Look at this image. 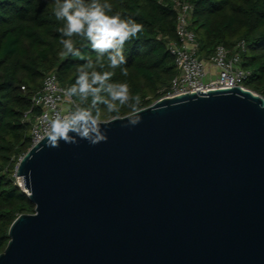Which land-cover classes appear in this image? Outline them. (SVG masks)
Masks as SVG:
<instances>
[{
  "label": "water",
  "instance_id": "water-1",
  "mask_svg": "<svg viewBox=\"0 0 264 264\" xmlns=\"http://www.w3.org/2000/svg\"><path fill=\"white\" fill-rule=\"evenodd\" d=\"M195 91L101 119L98 143H33L15 175L34 211L0 264H264V96Z\"/></svg>",
  "mask_w": 264,
  "mask_h": 264
},
{
  "label": "trees",
  "instance_id": "trees-1",
  "mask_svg": "<svg viewBox=\"0 0 264 264\" xmlns=\"http://www.w3.org/2000/svg\"><path fill=\"white\" fill-rule=\"evenodd\" d=\"M193 7L190 27L195 31L198 56L209 60L218 44L236 49L246 43L241 64L252 71L244 84L264 96V0H187ZM104 2V0H101ZM110 13L120 12L144 24L137 37L125 42L127 73L114 69L113 81H127L142 97L141 108L168 91L178 73L168 43L177 41L174 0H107ZM58 0H0V252L9 241V227L35 204L17 182L16 165L31 145L30 123L40 111L32 96L45 74L55 70L59 83H73L81 67L113 70L107 54L98 58L86 37L73 39L82 56L62 55V33L53 9ZM89 60L93 61L89 65ZM103 65V66H102ZM78 100V98H74ZM130 111L125 105L120 115ZM115 115L105 110L100 119Z\"/></svg>",
  "mask_w": 264,
  "mask_h": 264
},
{
  "label": "clouds",
  "instance_id": "clouds-1",
  "mask_svg": "<svg viewBox=\"0 0 264 264\" xmlns=\"http://www.w3.org/2000/svg\"><path fill=\"white\" fill-rule=\"evenodd\" d=\"M112 5L104 0H58L53 9L57 20L63 21L59 31L63 34L62 55L82 56L81 48L73 37L79 34L86 37L91 48L98 53V58L107 54L113 70L89 71L81 67L76 79L66 88L69 97L78 98L67 113L46 114L49 120V135L53 142L60 139L75 142L78 138L88 139L91 143L106 140L101 114L119 116L121 109L127 105L130 109L126 118L132 124L141 119L142 97L133 92L127 81H113L114 69L120 67L127 73V55L125 42L137 37L144 29V24L134 17H125L120 12L110 13ZM93 61L89 60V65ZM103 66V65H102Z\"/></svg>",
  "mask_w": 264,
  "mask_h": 264
},
{
  "label": "built area",
  "instance_id": "built-area-1",
  "mask_svg": "<svg viewBox=\"0 0 264 264\" xmlns=\"http://www.w3.org/2000/svg\"><path fill=\"white\" fill-rule=\"evenodd\" d=\"M174 4L177 9L178 39L169 42L168 49L174 57L178 73L172 78L168 91L162 97L236 85L250 89L244 81L252 71L241 64L242 53L246 51L245 41H238L233 51L218 44L209 60L199 59L196 33L190 27L193 7L187 0H174ZM208 61L215 68V73L207 65ZM65 90L66 87L59 83L55 70L45 74L41 89L32 96L33 104L39 106L40 111L31 119L30 146L49 130L50 122L45 119L46 114L54 116L56 113H67L73 106L75 99L69 97Z\"/></svg>",
  "mask_w": 264,
  "mask_h": 264
},
{
  "label": "crops",
  "instance_id": "crops-1",
  "mask_svg": "<svg viewBox=\"0 0 264 264\" xmlns=\"http://www.w3.org/2000/svg\"><path fill=\"white\" fill-rule=\"evenodd\" d=\"M207 65L210 67L213 73H215V68L212 66V64L208 61Z\"/></svg>",
  "mask_w": 264,
  "mask_h": 264
},
{
  "label": "rangeland",
  "instance_id": "rangeland-1",
  "mask_svg": "<svg viewBox=\"0 0 264 264\" xmlns=\"http://www.w3.org/2000/svg\"><path fill=\"white\" fill-rule=\"evenodd\" d=\"M16 180H17V182H18V183H20V181H19V179H18V178H17Z\"/></svg>",
  "mask_w": 264,
  "mask_h": 264
}]
</instances>
